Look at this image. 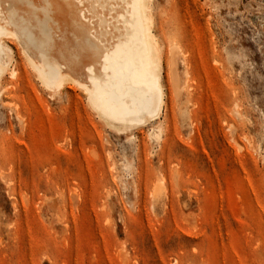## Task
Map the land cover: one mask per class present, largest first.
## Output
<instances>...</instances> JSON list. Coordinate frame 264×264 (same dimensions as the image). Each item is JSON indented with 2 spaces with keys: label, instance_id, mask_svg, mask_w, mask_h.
Listing matches in <instances>:
<instances>
[{
  "label": "rangeland",
  "instance_id": "1",
  "mask_svg": "<svg viewBox=\"0 0 264 264\" xmlns=\"http://www.w3.org/2000/svg\"><path fill=\"white\" fill-rule=\"evenodd\" d=\"M149 10L164 101L133 125L107 124L78 75L44 86L5 37L0 264H264V0Z\"/></svg>",
  "mask_w": 264,
  "mask_h": 264
},
{
  "label": "bare ground",
  "instance_id": "2",
  "mask_svg": "<svg viewBox=\"0 0 264 264\" xmlns=\"http://www.w3.org/2000/svg\"><path fill=\"white\" fill-rule=\"evenodd\" d=\"M5 37L24 44L47 88L80 76L89 105L107 124L133 125L161 110L164 61L149 0H0V56L10 58ZM177 50L166 55L175 90Z\"/></svg>",
  "mask_w": 264,
  "mask_h": 264
}]
</instances>
